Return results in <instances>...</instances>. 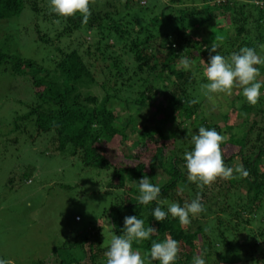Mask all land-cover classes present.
<instances>
[{"label": "trees", "instance_id": "obj_1", "mask_svg": "<svg viewBox=\"0 0 264 264\" xmlns=\"http://www.w3.org/2000/svg\"><path fill=\"white\" fill-rule=\"evenodd\" d=\"M39 1L41 0H0V21L18 16L24 3H28L29 9L37 14ZM46 1L49 6L50 0ZM130 2L133 0H125V6ZM143 4L138 1L136 3L137 10L134 9L127 20L122 16L118 17L114 23L111 22L114 14L109 11L91 12L86 25L82 23L80 14L66 19L62 18L65 22V27L61 31L62 35L71 34L81 27H85L89 31L93 30L101 40L108 36L102 33L103 30H106L108 34L114 36L115 44L121 43L120 50L126 56V64L120 59L124 57L123 55L118 54L117 59H113L106 54L107 48L99 47L97 41L92 53L96 57L99 56V58L94 57V62H97L98 59L103 61L104 67L108 69V78H105L104 82L110 81L115 85L122 81L119 85L121 88L125 87L126 94L115 89L109 95L105 94L98 99L78 92L76 84L83 80L93 82V77L89 65L83 61L77 49L57 52L59 57L54 65L55 74L53 76L31 61L9 57L0 52V66L9 64V70L15 76L28 75L27 82L33 92L34 102L22 117L15 118L14 127L18 128L21 122L31 121L36 136L44 133L52 134L51 141L56 143V150L61 151L65 146H71L72 154L78 155V159L84 167L110 170L112 176L108 188L124 189L126 177L140 180L146 176L155 185L154 169L158 168L167 177L166 181L159 185L161 194L158 200H167L169 203L176 202L183 206L199 194L205 210L192 217L191 220H202L205 225L212 220L214 222L212 228L215 231L214 236L217 238L218 245L229 250L230 254L235 252L236 255L238 249H232L228 239L230 238L236 244V234L243 228L238 229L241 226L239 223H246L242 216L244 214L253 215L264 203V171L258 165L259 161L264 159V87L260 90L262 95L259 107L256 108L246 103L239 108V110L253 115V119L248 122L239 138L226 135L231 130L227 125L221 128L207 122L199 125L206 129H215L227 137V140L221 145L224 163L227 167L238 163V165H243V168L249 173L247 177L237 176L235 179L218 183L217 186L213 182L212 186L210 185V191L208 186L201 191L195 184L189 183L186 178L187 171L183 167L185 161L182 157L185 151H191L193 146L191 140L187 142V139L181 138L185 137L182 130L183 124L192 120L195 113L203 107V103L205 101L208 103V101L202 92L197 93L196 91V87L200 84L197 77L199 74L194 77V70L184 71L176 66L182 57L196 61L200 56L209 54L211 42L220 43L218 54L226 58L232 53H239L242 47L255 49L258 54L262 55L259 46L264 45V0H166L170 9L167 13L159 12L156 15H153L156 8L148 9L146 6L142 7ZM148 10H152L151 13H148ZM47 13L50 18L59 19L56 14ZM137 16L140 19L138 24ZM103 21H107L106 27H103ZM122 21H125V25L120 24ZM136 24L138 26L133 30V26ZM198 31L204 37L194 34ZM217 36L223 37L222 43L215 40ZM201 47L204 48L201 49ZM85 50V53L89 54V48ZM215 54L212 53V55ZM107 61H109L108 66L106 65ZM259 67L262 74L264 66ZM130 81L133 82L130 83ZM202 82L206 83L207 81L203 79ZM134 86L137 87L136 94L139 93L134 99H131L135 94H128L131 92L129 88ZM162 92L167 94L165 100L167 107L161 111L158 109L159 107H156L152 112V114H158L162 120V124L153 129L156 137H153L149 128L142 127L137 140V143L144 145L149 150L147 165L137 163L131 168L115 167L109 159L111 156L109 154L110 142L117 139V143L120 145L126 142L127 128L133 132L135 119L127 118L124 126L120 128L117 125L118 118L112 111V104L122 105V110H125L131 101L135 111L139 112L146 107V104L151 105ZM194 99L199 102L190 104V101ZM226 118L227 114L225 113L222 115V119ZM168 123L174 124V128L169 137H164L162 125ZM176 134L180 136L177 141L174 138ZM171 140L174 141V144H171L175 146H171L169 152L170 144L167 142H171ZM185 146L187 147L184 148ZM122 158L132 157L122 153ZM239 184L244 193L242 195L240 193L241 197L239 194L236 196L242 206H239L235 201L233 203L228 194L229 187ZM180 186H184L182 193L178 190ZM214 188L217 191L224 189L226 193L218 191V195L212 196ZM127 191L129 194L125 196L126 200L124 199V202L121 201L114 208L117 216L116 220L111 219L110 225V227L114 226L111 228L113 234H122L123 221L126 216H136L145 221V227L150 226L157 229V232L148 240L138 244L133 243V246L142 254L150 250L153 241L162 242L166 236L170 235L180 244V252L175 264H190L200 243L204 250L205 264H232L226 255L214 251L211 239L204 227L198 226L192 233L185 232L178 218L174 219L170 215L163 221L156 222L152 216L153 210L160 206L162 210L167 211V204L158 205L157 201L148 205L139 204L136 199L139 195L138 185L130 187ZM218 196L221 197V200ZM249 235L252 236L251 233ZM257 236L263 243L248 245V249H251L254 255L255 249L260 247L258 244L264 246V234L258 233ZM197 237H200L199 242H196ZM81 238L80 242L63 244L61 247L53 249L51 263L95 264L99 255H104L107 251L108 246L99 247L98 233L91 238H87L86 235H82ZM201 238L202 240H200ZM85 243L86 250H84ZM234 243L231 244L234 245ZM75 248L81 251V260L73 261L71 257L64 261L57 254V252ZM86 254L88 255L86 256ZM255 256L253 264H264L257 255ZM154 264H159V262H154Z\"/></svg>", "mask_w": 264, "mask_h": 264}, {"label": "rangeland", "instance_id": "obj_2", "mask_svg": "<svg viewBox=\"0 0 264 264\" xmlns=\"http://www.w3.org/2000/svg\"><path fill=\"white\" fill-rule=\"evenodd\" d=\"M124 1L91 0V12L109 11L114 14L111 18V22L114 23L118 17L122 16L127 20L132 15V11L137 10L136 3L138 1L144 3L142 7L156 8L153 15L159 12L167 13L170 9L166 0H133L127 6H125ZM37 5L39 9L37 14L29 9L28 3H24L18 16L0 21V52L9 57L31 61L53 76L55 74L54 65L59 57L57 52L77 49L83 61L89 65L93 77V82L83 80L77 83L78 92L98 99L105 94L109 95L115 89L125 93V87L122 86L121 88L119 85L122 81L115 85L110 81L104 82L105 78H108V69L104 67L103 61L98 59L97 62H94L96 56L92 53L97 41L99 47L107 48L106 54L113 59L118 54L123 55L124 57L120 59L126 64V56L120 50L121 43L115 44L114 36L108 34L106 30H103L102 33L108 36L101 40L100 36H96L93 30L89 31L85 27H81L71 34L62 35L61 31L65 27L63 19L58 17L60 23L57 24L55 23L57 19L48 16L49 6L46 0L39 1ZM151 11L148 10V13ZM136 19L138 24L140 19L138 16ZM125 21L120 22V24L125 25ZM102 24L103 27H106L107 21H103ZM137 24L133 26V30L137 28ZM122 25L120 26L122 27ZM194 34L204 37L199 31L194 32ZM193 37L195 38V36ZM86 48H89V54L85 53ZM203 48L201 47V49ZM208 59L209 54L200 56L198 60L194 61L191 69L199 74L197 77L200 84L196 87L197 93L202 92L200 85L205 83L202 82L204 78L201 60L207 63L206 60ZM106 65H109V61L106 62ZM176 68H180L179 64ZM261 78H264V72L261 74ZM27 80L28 75L15 76L11 74L9 64L0 66V259L11 260L14 264H56V262L51 263L52 250L61 247L63 244L69 245L72 242H80L82 235L91 238L98 233L99 247L105 248L109 245L113 232L111 228L106 227L107 222L110 226L111 219L116 220L115 206L124 199L126 200L125 196L129 194L127 190L137 185L135 182L139 180L126 177L124 189L108 188L112 176L110 170L84 167L80 163L78 155L72 154L71 146H65L61 151L56 150V143L51 141L52 134L44 133L36 136L31 121L19 123V129L14 127L15 118L22 117L34 102L33 92ZM132 82L130 81V83ZM129 89L131 92L128 94L134 93L135 95L131 98L134 99L139 93L136 94L135 92L137 87L134 86ZM241 91L234 89L231 96L221 95L215 107L205 101L193 119L183 124L182 130L185 137L181 139L190 141L191 136L198 133L199 125L205 122L216 124L220 128L227 125L231 130L226 135L239 138L248 122L253 119L252 113L248 114L239 110L240 106L247 103ZM166 95L162 92L151 105L146 104V107L139 112L135 111L131 101L125 110H122V105L112 104V111L118 118L117 125L120 128L124 126L127 118L135 119L134 128L132 127L133 132L127 128L126 142L122 145L117 143L118 139L110 142L109 154L111 156L109 159L115 167L131 168L137 163L147 165L149 150L144 145L137 143V140L140 137L142 127L149 128L153 137H156L153 129L161 125L162 120L158 114H152V112L156 107H159L160 111L167 107L165 106L167 105L165 103ZM261 95L258 103L254 105L256 108L260 105ZM225 113L227 118L223 120L222 115ZM173 128L174 124H163L162 135L169 137ZM174 138L177 141L180 136L176 134ZM173 142V140L167 142L170 144L169 152L171 146H175ZM122 153L132 158L123 159ZM237 165L238 163H233L232 167ZM258 165L264 171V159L259 161ZM154 173L155 185L159 186L166 181L167 177L158 168L154 169ZM224 181V179L218 178L213 184L217 186L218 183L221 184ZM209 189H211L210 186H208ZM242 190L243 188L239 184L229 187L230 192L228 191L230 200L233 203L235 201L239 206H242V203L236 195H240V193L242 195L244 193ZM218 191L226 193L224 189H218ZM218 191L216 188L212 189V196L216 195ZM218 197L221 200V197ZM74 217H78V222L74 220ZM208 219L211 218L208 217ZM242 219L246 220V223H239L241 226L238 229L243 228L236 234V244L230 238L228 239L232 249H238L236 255L235 252L230 254L229 250L218 245L217 238L214 236L215 231L212 228V224H214L212 220L207 225L202 220H191V223L183 227V230L192 233L198 226L204 227L211 239L214 251L226 255L232 264H253L255 255L264 263V246L262 244H258L260 247L255 249V255L251 249H248L249 244L263 243L257 234H264V203L256 213L253 215L244 214ZM199 238L197 237L196 242H199ZM133 248L136 249L134 246ZM84 250H86V243ZM68 251L57 252V254L64 261L71 257L73 261L82 259L79 249L75 248ZM197 254H202V257L204 255L201 243L194 257ZM95 264H106V257L99 255Z\"/></svg>", "mask_w": 264, "mask_h": 264}, {"label": "clouds", "instance_id": "obj_3", "mask_svg": "<svg viewBox=\"0 0 264 264\" xmlns=\"http://www.w3.org/2000/svg\"><path fill=\"white\" fill-rule=\"evenodd\" d=\"M91 0H50L49 12L60 18H70L76 14L82 16V23L87 24L91 16ZM55 23L59 24L57 19ZM216 41L222 43L223 37H215ZM220 43L213 42L209 51L208 62L201 60L203 66V78L207 81L200 85L203 96L214 107L217 100L224 96H231L234 89L242 90L241 94L249 105H256L261 95V88L264 87V78H261L259 66H264V55L258 54L255 49L242 47L239 53H232L229 57L218 54ZM264 52V45L259 46ZM207 50V49H206ZM212 53H216L212 55ZM194 61L182 57L179 67L184 71L192 69ZM193 76L196 73L193 72ZM198 100L190 101V104L198 103ZM227 140L215 129H206L201 126L197 134L191 136L192 150L185 151L183 167L187 171V180L195 184L201 191L204 187L210 186L218 178L229 180L239 177H247L249 173L243 165L227 167L224 163L221 145ZM139 188V195L136 197L141 205H148L153 201L159 204H167V211L157 206L152 216L156 222H161L169 215L176 219L182 227L191 223L190 217L197 216L203 212L204 206L198 194L191 202L183 206L176 202L169 203L167 200H158L161 188L154 185L145 176L135 182ZM179 192L184 191V186L179 187ZM124 227L121 235L113 234L109 241L107 251L104 253L106 264H175L180 252L179 241L170 235L162 242L153 241L149 251L141 254L133 248V243H140L153 236L157 229L145 227V221L136 216H126L123 221ZM106 227L112 228L108 225ZM0 264H14L11 260L0 259ZM192 264H205L202 254H197Z\"/></svg>", "mask_w": 264, "mask_h": 264}, {"label": "built area", "instance_id": "obj_4", "mask_svg": "<svg viewBox=\"0 0 264 264\" xmlns=\"http://www.w3.org/2000/svg\"><path fill=\"white\" fill-rule=\"evenodd\" d=\"M74 220H75L76 222H78V217H74Z\"/></svg>", "mask_w": 264, "mask_h": 264}]
</instances>
